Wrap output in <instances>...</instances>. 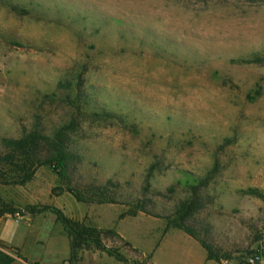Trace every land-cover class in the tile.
Returning a JSON list of instances; mask_svg holds the SVG:
<instances>
[{
  "label": "rangeland",
  "instance_id": "1",
  "mask_svg": "<svg viewBox=\"0 0 264 264\" xmlns=\"http://www.w3.org/2000/svg\"><path fill=\"white\" fill-rule=\"evenodd\" d=\"M35 127L67 132L71 185L161 216L193 200L190 223L223 261L264 262V0H0V140ZM16 172L0 169L16 211L0 216V248L16 264H125L93 247L72 257L47 205L148 264L107 232L139 238L119 222L128 204L79 200L52 164L22 184ZM187 173L196 193L178 183Z\"/></svg>",
  "mask_w": 264,
  "mask_h": 264
},
{
  "label": "trees",
  "instance_id": "2",
  "mask_svg": "<svg viewBox=\"0 0 264 264\" xmlns=\"http://www.w3.org/2000/svg\"><path fill=\"white\" fill-rule=\"evenodd\" d=\"M75 155L71 150L67 132L63 128L55 129L50 133H46L39 127H35L30 131L23 133L17 137H3L0 140V169H4L7 165L15 166L17 171L12 182L22 184L29 180L36 169L42 165H53L58 171L61 178L65 180L67 188L70 192L81 201H91L99 203H125L129 205V209L120 213V218L126 215L134 216L139 211L151 214L155 217L165 218L168 226L183 229L207 249L209 258L222 262L223 256L220 254L221 249H216L212 243L208 241L205 235H201L200 229L195 223H190V217L196 207L193 200H182L176 207L174 213L161 216L151 213L144 205L141 199L138 203L133 204L126 199L117 198L110 192L108 186L103 184L90 183L85 189H81L80 185H71V176L74 172ZM191 179L193 181H191ZM196 182V183H194ZM178 183L182 186L189 187L193 193H196L199 184L203 181L199 177H195L191 173H187L185 180L178 179ZM200 184V185H201ZM45 209L56 213L58 219L63 223L64 228L71 237L72 257L76 256V250L82 247L96 248L106 251L109 255L116 259L130 264L127 257L122 254L119 249L106 245L103 237V231L95 226L87 225L68 217L60 208L56 206H45ZM5 213H16L15 209L3 203L0 199V216ZM108 233L118 236L121 240H125L114 229H108ZM129 244L127 241H124ZM227 258V256H225ZM0 264H16L15 258L3 248H0Z\"/></svg>",
  "mask_w": 264,
  "mask_h": 264
},
{
  "label": "crops",
  "instance_id": "3",
  "mask_svg": "<svg viewBox=\"0 0 264 264\" xmlns=\"http://www.w3.org/2000/svg\"><path fill=\"white\" fill-rule=\"evenodd\" d=\"M119 222L138 223L141 226L137 240H133L126 232L115 230L135 249L144 254L148 264H235L229 261L219 262L210 259L207 249L201 242L183 229L168 226L164 220L151 217L148 219L136 214L134 216L126 215ZM106 256L108 260H111L112 257ZM253 264H264V262Z\"/></svg>",
  "mask_w": 264,
  "mask_h": 264
},
{
  "label": "built area",
  "instance_id": "4",
  "mask_svg": "<svg viewBox=\"0 0 264 264\" xmlns=\"http://www.w3.org/2000/svg\"><path fill=\"white\" fill-rule=\"evenodd\" d=\"M258 258H259V257H256V259H258ZM250 261H251V262H254L255 259H254V258H251Z\"/></svg>",
  "mask_w": 264,
  "mask_h": 264
}]
</instances>
